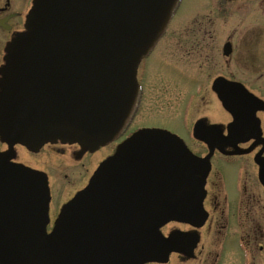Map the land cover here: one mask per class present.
<instances>
[{"label":"water","instance_id":"95a60500","mask_svg":"<svg viewBox=\"0 0 264 264\" xmlns=\"http://www.w3.org/2000/svg\"><path fill=\"white\" fill-rule=\"evenodd\" d=\"M166 2L35 0L13 54L20 71L15 77L8 70L14 100L0 112L8 145L0 152V264H138L133 249H150L158 226L181 216L167 184L128 177L135 160L164 163L182 150L163 129L137 131L103 160L50 233L46 176L9 161L14 143L37 148L61 139L92 147L115 134L133 100L135 64ZM230 48L225 43L223 54Z\"/></svg>","mask_w":264,"mask_h":264},{"label":"flooded vegetation","instance_id":"af4514ba","mask_svg":"<svg viewBox=\"0 0 264 264\" xmlns=\"http://www.w3.org/2000/svg\"><path fill=\"white\" fill-rule=\"evenodd\" d=\"M34 3L35 0H0V112L6 111L14 100L9 81L13 73L17 77L21 60L13 54L17 41L27 31ZM199 31L201 35L205 32L204 29ZM259 32L264 39V26ZM225 43L231 46L225 39L222 54ZM198 47L203 48L200 44ZM219 49L216 46L217 52ZM231 51L232 47L228 55L221 56V62L219 57L199 56L195 59L196 65L182 67L184 97L180 114L175 115L178 119L176 130L168 126L170 113L164 117L165 122L136 124L129 130L130 123L143 111L145 72L138 65L133 107L124 125L106 142L88 147L90 154L109 148L97 159V166L143 128L166 130L180 141L182 150L172 157L170 154V159L164 163L137 159L127 168L129 179L135 183L167 184L169 197L183 208L180 217H171L158 226L150 249H133L138 264H264V45L257 64L253 66L249 62L247 85L236 78L234 63L230 62ZM247 58L255 59L252 55ZM203 59L207 61L206 65ZM11 68L16 71L8 73ZM210 91L217 102L212 103L213 98L204 96L211 102L210 108L198 115L196 102L199 99L202 105L204 93ZM223 95H226L228 106ZM145 118L151 120L153 117ZM44 143L57 153L69 149L72 156L81 154L79 169L88 170L85 164L92 161V154L89 157L80 147H73L75 144L81 146L78 142L47 140L36 149ZM15 146L26 151L31 149L25 144L14 143L9 161L30 166L16 159ZM7 149L6 141L0 137V152ZM93 171L95 169L86 175L84 183L74 189L68 199L58 204L57 209V199H53L49 187V218L54 220L64 202L87 185Z\"/></svg>","mask_w":264,"mask_h":264},{"label":"rangeland","instance_id":"374dc122","mask_svg":"<svg viewBox=\"0 0 264 264\" xmlns=\"http://www.w3.org/2000/svg\"><path fill=\"white\" fill-rule=\"evenodd\" d=\"M262 25L264 26V0H175L167 12L163 24L157 29L154 38L135 64L134 75L138 65L142 66L145 72L143 111L140 116L135 117L130 125L165 122L164 117L170 113L172 117L168 121V126L170 125L176 130L178 119L175 117L180 114L184 97V83L181 79L182 67L186 64L196 65L195 59L199 56L219 57L218 61L221 62L222 44L225 39L231 43L230 62L234 63L236 78L239 82L247 85L249 62L254 66L261 58L264 39H262L259 30L263 29ZM201 29L205 31L203 35L199 31ZM199 44L203 46L202 49L198 47ZM216 46H219V52L216 51ZM250 55L255 59L249 60L247 57ZM203 61L206 65L207 61L204 59ZM140 71L139 69L138 72L140 73ZM139 77L142 76L139 75ZM132 94L134 98L135 95ZM204 96L213 98L212 103L217 102L213 91H210L209 94L204 93L202 105L199 99L196 102L199 109L198 115L205 113L210 108L211 102H207ZM131 111L132 104L129 112ZM147 116L153 118L147 120L145 118ZM124 122L121 126L124 125ZM48 147L49 145L44 143L38 149L29 148L30 150L26 151L15 146V157L30 165L28 167L44 173L47 185L49 182L48 189L51 187V195L53 199H57L55 207L57 209L60 202L68 199L73 190L84 183L86 175L88 176L91 170H96L100 164L96 166L97 159L102 157L103 153L108 152L109 148L91 152L92 161L85 164V168L88 169L86 170L84 167L79 169L78 161H81V154L72 156L69 149L65 150L66 153H57L56 150L51 151ZM73 147L77 149L80 147L84 150L82 152L90 157L88 147H81L78 144ZM85 171L88 173L86 174ZM65 173L67 176H64ZM59 212L53 220L49 218L51 216L49 215L50 209H48L46 233H50L54 229Z\"/></svg>","mask_w":264,"mask_h":264},{"label":"bare ground","instance_id":"6f19581e","mask_svg":"<svg viewBox=\"0 0 264 264\" xmlns=\"http://www.w3.org/2000/svg\"><path fill=\"white\" fill-rule=\"evenodd\" d=\"M175 0H167L166 4L164 5L161 13L158 15L156 22H155V29L157 30L164 22L165 17L167 12H169V10L171 9V7L173 6ZM8 72V71H7ZM130 104L131 102L129 101L128 104L125 106L122 115L120 117V121L118 123L119 126H121V124L123 123V121L125 120V118L128 115V112L130 111Z\"/></svg>","mask_w":264,"mask_h":264}]
</instances>
